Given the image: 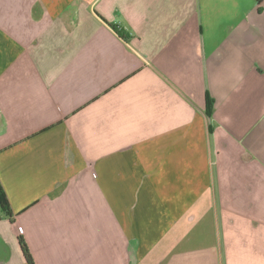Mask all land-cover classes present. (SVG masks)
<instances>
[{
  "label": "crops",
  "instance_id": "obj_1",
  "mask_svg": "<svg viewBox=\"0 0 264 264\" xmlns=\"http://www.w3.org/2000/svg\"><path fill=\"white\" fill-rule=\"evenodd\" d=\"M0 182V264H264V0H0Z\"/></svg>",
  "mask_w": 264,
  "mask_h": 264
},
{
  "label": "trees",
  "instance_id": "obj_2",
  "mask_svg": "<svg viewBox=\"0 0 264 264\" xmlns=\"http://www.w3.org/2000/svg\"><path fill=\"white\" fill-rule=\"evenodd\" d=\"M118 33L125 39H128V34L125 33L123 30L118 29ZM213 107V103L210 99V97L208 96L207 98V113L211 114V110ZM0 210L3 212L4 216L8 217L10 221L14 222V213L12 211L10 202L8 200V197L5 193L4 187L0 182ZM19 242L21 245V249L23 251V254L26 258V261L28 264H36L34 257L31 253L30 247L27 243V241L25 240L23 235H19Z\"/></svg>",
  "mask_w": 264,
  "mask_h": 264
},
{
  "label": "built area",
  "instance_id": "obj_3",
  "mask_svg": "<svg viewBox=\"0 0 264 264\" xmlns=\"http://www.w3.org/2000/svg\"><path fill=\"white\" fill-rule=\"evenodd\" d=\"M18 230H19L20 233L23 232V228L21 226L18 228Z\"/></svg>",
  "mask_w": 264,
  "mask_h": 264
}]
</instances>
